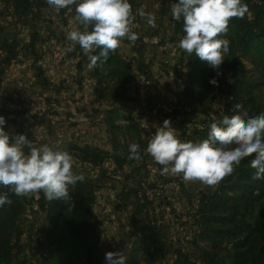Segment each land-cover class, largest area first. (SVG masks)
I'll return each mask as SVG.
<instances>
[{
  "label": "rangeland",
  "instance_id": "rangeland-1",
  "mask_svg": "<svg viewBox=\"0 0 264 264\" xmlns=\"http://www.w3.org/2000/svg\"><path fill=\"white\" fill-rule=\"evenodd\" d=\"M30 2L0 0V23L5 21L12 29L67 27L76 15L75 4L65 8L68 16L62 17L46 0ZM177 2L129 0L130 28L155 47L153 59L141 69L154 90H162L155 96L165 95L161 105L175 121L178 138L200 142L208 138L211 123L219 124L224 116L238 114L233 111L237 104L243 106L241 113H247L245 119L264 113V0H244L248 13L243 19L233 18L228 32L218 37L230 41V51L219 69L179 48L183 20L171 16L172 4ZM141 11L155 16V27L147 24ZM212 79L218 85L211 84ZM155 132L151 129L149 134ZM252 158L242 161L218 185L209 187L186 181L182 174L161 175L163 166L150 156L144 162L147 166L140 168V173L149 176L141 181L139 193L118 200L121 205L126 202L119 227L126 237L101 236L88 261L81 258L76 264H107L108 252L124 253L126 264H264V178H255ZM153 173L161 176L157 182L151 180ZM28 216L30 229L31 214ZM100 222L103 235L108 227L104 229V220ZM7 240L12 249L4 264H63L67 258L51 237Z\"/></svg>",
  "mask_w": 264,
  "mask_h": 264
},
{
  "label": "crops",
  "instance_id": "crops-1",
  "mask_svg": "<svg viewBox=\"0 0 264 264\" xmlns=\"http://www.w3.org/2000/svg\"><path fill=\"white\" fill-rule=\"evenodd\" d=\"M62 10L60 16L67 17V10ZM80 27L74 18L67 27L12 29L5 21L0 23V116L7 118L10 134L27 136L33 147L48 144L68 151L74 173L85 177L82 183L93 199V216L104 220V229L108 227L101 236L126 237L119 232L126 202L121 205L118 200L139 193L141 181L148 180L140 168L150 159L146 148L154 134L149 131H157L165 120L173 127L175 121L161 105L165 95L155 96L162 90H154L141 69L153 59L150 39L124 38L110 54L121 62L124 74L119 67L103 63L89 71L88 57L79 45L67 50L71 42L66 34ZM98 50L90 55H98ZM133 143L140 146V160L128 159ZM73 149L81 154H73ZM157 174L151 180L157 182L161 177ZM31 196L33 202L11 237L45 240L51 225L38 205L40 195Z\"/></svg>",
  "mask_w": 264,
  "mask_h": 264
},
{
  "label": "clouds",
  "instance_id": "clouds-1",
  "mask_svg": "<svg viewBox=\"0 0 264 264\" xmlns=\"http://www.w3.org/2000/svg\"><path fill=\"white\" fill-rule=\"evenodd\" d=\"M49 8L59 13L75 4V21L81 26L66 34L72 51L79 45L88 57L87 69L107 62L109 53L117 50L124 38L135 42L138 36L131 31L132 6L129 0H46ZM248 13L244 0H178L171 7L174 20H183L184 35L179 48L195 55L213 69H219L230 51V41L218 38L228 32L233 18L243 19ZM147 24L155 27V16L141 11ZM99 49L98 55H90ZM213 85L218 81L212 79ZM242 105L234 106L238 113L224 116L222 121L210 124L207 139L183 142L177 130L165 120L149 141L146 153L162 165L161 175L182 174L186 181H199L212 187L231 176L246 158L256 169V179L264 178V113L247 118ZM6 119L0 116V186L7 187L16 196L43 192L48 201L70 199L69 186L83 182L85 177L73 171L74 160L66 150L48 144L33 147L23 134L5 130ZM28 149L26 152L25 149ZM129 160H140V146L129 145ZM6 194H0V208L11 204ZM107 264H126L122 252H108Z\"/></svg>",
  "mask_w": 264,
  "mask_h": 264
},
{
  "label": "trees",
  "instance_id": "trees-1",
  "mask_svg": "<svg viewBox=\"0 0 264 264\" xmlns=\"http://www.w3.org/2000/svg\"><path fill=\"white\" fill-rule=\"evenodd\" d=\"M25 2H30V0H25ZM30 3H27L26 6ZM238 29L242 30L243 28L238 27ZM111 53H109L107 62L103 64L115 65L124 74L121 62L115 56H111ZM97 54H99V50ZM5 130L7 131V125H5ZM71 152L81 154L77 149H73ZM37 193L40 195V199L37 201L38 205L47 213V219L51 225L48 235L53 238V245L57 247V250H62L67 255L63 264H76L81 258L88 261L91 251L99 243L101 234L99 231L100 220L95 218L92 212L93 199L84 184L77 182L70 185V199L68 200L48 201L42 191ZM0 194H6L12 201L10 205L6 204L0 208V264H4L9 261L12 249L7 237H11V232L26 208L32 204L33 198L31 193L25 196H16L3 186H0ZM55 251L56 249L52 252Z\"/></svg>",
  "mask_w": 264,
  "mask_h": 264
},
{
  "label": "built area",
  "instance_id": "built-area-1",
  "mask_svg": "<svg viewBox=\"0 0 264 264\" xmlns=\"http://www.w3.org/2000/svg\"><path fill=\"white\" fill-rule=\"evenodd\" d=\"M6 119V124H8V120H7V118H5Z\"/></svg>",
  "mask_w": 264,
  "mask_h": 264
}]
</instances>
